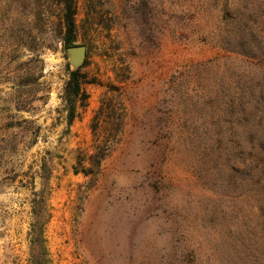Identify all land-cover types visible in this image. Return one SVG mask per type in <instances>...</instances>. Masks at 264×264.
I'll return each mask as SVG.
<instances>
[{"label": "rangeland", "instance_id": "rangeland-1", "mask_svg": "<svg viewBox=\"0 0 264 264\" xmlns=\"http://www.w3.org/2000/svg\"><path fill=\"white\" fill-rule=\"evenodd\" d=\"M62 17L0 0V264H28L42 164L52 264H264V0H77L70 127Z\"/></svg>", "mask_w": 264, "mask_h": 264}, {"label": "trees", "instance_id": "trees-1", "mask_svg": "<svg viewBox=\"0 0 264 264\" xmlns=\"http://www.w3.org/2000/svg\"><path fill=\"white\" fill-rule=\"evenodd\" d=\"M77 0H60L63 13V21L65 27L64 42L65 47L74 46L75 42V24H74V15H75V6ZM64 98L67 104V126L70 127L75 116L76 108L75 101L80 93V81L78 77V70L71 71L69 73V79L65 84L64 89ZM115 130L121 132L123 124L117 123L115 125ZM92 132L95 133V129H92ZM116 141H97L94 139L92 145V153L87 158L88 163L90 164L89 168L99 167L100 164L106 159L112 146L116 144ZM89 168L85 171H81L82 174L88 175ZM78 173V171H77ZM48 178L49 170L46 168V164H42L40 179L42 180V188L38 192L33 194V198L30 201V213L32 221L29 226L28 231V264H52V261L49 258L48 250L46 247L44 239V229L45 225L49 219V210H48Z\"/></svg>", "mask_w": 264, "mask_h": 264}, {"label": "water", "instance_id": "water-1", "mask_svg": "<svg viewBox=\"0 0 264 264\" xmlns=\"http://www.w3.org/2000/svg\"><path fill=\"white\" fill-rule=\"evenodd\" d=\"M69 64L72 69L77 70L83 63L86 57V48L83 45H74L66 48Z\"/></svg>", "mask_w": 264, "mask_h": 264}]
</instances>
